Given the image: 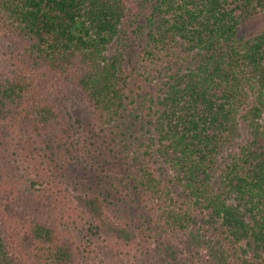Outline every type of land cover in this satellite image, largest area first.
Instances as JSON below:
<instances>
[{"label": "trees", "instance_id": "16d2710c", "mask_svg": "<svg viewBox=\"0 0 264 264\" xmlns=\"http://www.w3.org/2000/svg\"><path fill=\"white\" fill-rule=\"evenodd\" d=\"M263 16L0 0V264H264V21L244 32ZM127 122L140 155L118 145ZM100 141L122 164L111 191L71 190L63 166Z\"/></svg>", "mask_w": 264, "mask_h": 264}, {"label": "rangeland", "instance_id": "374dc122", "mask_svg": "<svg viewBox=\"0 0 264 264\" xmlns=\"http://www.w3.org/2000/svg\"><path fill=\"white\" fill-rule=\"evenodd\" d=\"M262 21H264V16L260 17L258 21H254L250 23L249 26H246L244 32L246 33L253 30L256 24ZM70 112L74 118L80 121L78 123H81L84 130H88L91 127V117L82 107L78 109L75 106L70 109ZM125 125L127 126H121L119 129L124 132L125 135H119L122 140L118 141V145L122 151L127 152L130 156L140 155L142 149L138 147V144L139 140H146V137L142 135L144 130L140 129L138 124L131 126L130 122H127ZM109 148L110 145L104 148L100 141L95 145L92 155L90 154L93 158L89 159L88 162L81 161L79 163L65 164L63 166L64 178L71 190H93L100 193L111 191L109 185L104 182L101 173L106 168L109 169L111 166L121 167L122 164L120 159L115 157ZM89 162H92V164L89 165ZM129 211L131 215V210Z\"/></svg>", "mask_w": 264, "mask_h": 264}]
</instances>
